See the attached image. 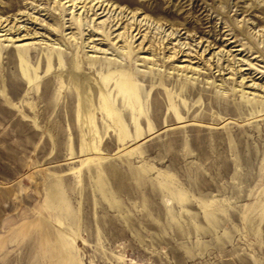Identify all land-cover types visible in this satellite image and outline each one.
<instances>
[{"label": "rangeland", "instance_id": "374dc122", "mask_svg": "<svg viewBox=\"0 0 264 264\" xmlns=\"http://www.w3.org/2000/svg\"><path fill=\"white\" fill-rule=\"evenodd\" d=\"M0 264H264V0H0Z\"/></svg>", "mask_w": 264, "mask_h": 264}, {"label": "bare ground", "instance_id": "6f19581e", "mask_svg": "<svg viewBox=\"0 0 264 264\" xmlns=\"http://www.w3.org/2000/svg\"><path fill=\"white\" fill-rule=\"evenodd\" d=\"M112 6V5H111ZM101 8V7H100ZM106 8L104 7V10H105ZM7 25V24H6ZM129 25H130V28H132L133 26V22H129ZM11 27V26H10ZM135 29H138L139 31L137 32V33H140V28L136 25V27H135ZM117 30V29H116ZM124 32V31H123ZM112 33H113V31H112ZM122 34H124V33H122ZM122 34H118L117 36H122ZM19 38V37H18ZM143 38H144V36H143ZM96 40L97 39H94L92 42H96ZM219 42V41H218ZM210 44V43H209ZM217 44V43H216ZM27 46V45H26ZM93 48H94V50H93V52L94 53H98V52H100V53H106L107 52V50H105V49H103V48H101V47H97V44H94L93 46H92ZM173 49V48H172ZM208 49V47L206 46V49L205 50H203L201 53H196V51H195V53L197 54V55H200V57H202L203 55H205V51ZM191 51V50H190ZM193 51V50H192ZM191 51V52H192ZM198 51V50H197ZM191 52H187V50H185L183 47H181V46H179V49H177L176 48V50H174V52H173V54L172 55H170L169 57H171L170 59L171 60H175V59H178V58H181V61L182 62H185V61H188V64H185V65H180V66H174V68H176V69H178V70H182V71H185V72H192V73H199L201 70H202V68L200 67V64H198L197 66H194L193 65V63L194 62H197V61H193V58H197L196 56L195 57H192V55H191ZM147 58V57H146ZM145 58V59H146ZM147 60V59H146ZM149 60V59H148ZM207 61H209V60H207ZM224 70V69H223ZM243 79H245V78H243ZM254 84H256V83H254ZM254 84H252L251 86H253ZM255 88V87H254ZM262 88V87H261Z\"/></svg>", "mask_w": 264, "mask_h": 264}]
</instances>
